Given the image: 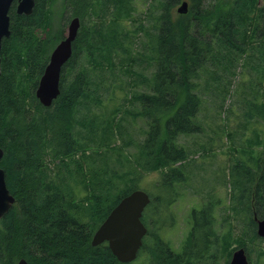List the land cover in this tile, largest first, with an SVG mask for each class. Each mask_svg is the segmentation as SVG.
<instances>
[{
    "label": "trees",
    "instance_id": "16d2710c",
    "mask_svg": "<svg viewBox=\"0 0 264 264\" xmlns=\"http://www.w3.org/2000/svg\"><path fill=\"white\" fill-rule=\"evenodd\" d=\"M156 1L159 15L151 37L155 70L143 80L149 93L131 96L140 104L138 115L144 118L146 132L136 145L134 166L122 176L101 156L105 144L114 145L108 138L114 135L112 123L102 126L94 116L80 112L100 104L98 88L91 87L93 70L130 65L132 35L125 27L133 0H34L28 16L18 15L15 3L10 7V35L0 50V168L15 203L0 219V264L20 259L28 264H123L106 243L93 247L91 239L112 208L137 189L132 178L136 171L161 172L158 185L170 195L165 206L172 203L174 184L186 180L183 164L189 151L178 138L202 131L196 120L202 105L199 71L206 64L233 67L246 50L260 51L264 0ZM183 1L188 12L174 17ZM56 3L61 13L55 22ZM74 17L80 28L61 70L60 93L46 108L35 98V90L51 51ZM254 117L264 121V102L251 104L247 118ZM82 137L100 150L86 154ZM258 143L260 150L229 165L228 172V210L246 216L251 228L246 239H238L234 248L222 240L213 228L215 204L207 201L192 210L189 238L183 250L175 252L153 228L164 206L162 198L149 196L141 217L147 232L138 260L129 264H218L223 257L228 264L236 248H244L250 262V244L262 240L253 216L264 219V140ZM96 158L102 168L95 165ZM121 181L123 187L118 186ZM75 185L87 196L79 203Z\"/></svg>",
    "mask_w": 264,
    "mask_h": 264
},
{
    "label": "rangeland",
    "instance_id": "374dc122",
    "mask_svg": "<svg viewBox=\"0 0 264 264\" xmlns=\"http://www.w3.org/2000/svg\"><path fill=\"white\" fill-rule=\"evenodd\" d=\"M156 4V0H133V12L125 27L132 35V43L129 45L130 65L115 67L113 70H93L91 87L98 88L100 104L91 107L88 112H80V115L94 116L99 123L102 122V126L112 123L114 135L108 138L114 145L105 144L101 148V156L106 158V165L117 176L125 175L134 166L136 145L145 137L146 124L144 118L138 115L140 104L131 96L149 93L148 82L143 80H149L155 70L151 37L159 15ZM179 5L173 11L174 17L178 15L176 9ZM52 8L56 22L61 8L59 3ZM261 38L260 51L257 53L246 50L245 55L238 57L235 66L206 64L199 71L198 93L202 105L196 120L202 131L178 138V143L189 151V157L183 164L186 180L174 184L172 203L165 206L170 195L167 189L158 185L161 172L138 170L132 177L136 180L137 189L150 197L161 196V204L164 206L160 216H156L153 228L157 230L160 239L168 242L175 252L180 253L189 238L193 223L192 210H199L207 201L215 204L212 216L215 232L221 235L222 240L226 238L232 248L236 246L238 239H246L250 233L246 216L228 210V172L229 165L237 160H247L251 152L260 150L258 142L264 140V121L258 117L250 120L247 118L252 103L264 102V37ZM80 139L86 154L100 150L101 146L89 147L86 138ZM81 155L79 152L78 156ZM95 165L102 168L101 160L96 158ZM123 181L118 186L123 187ZM73 189L77 203L87 197L81 186L75 185ZM249 247L252 250L249 264H264V254L261 255L264 252V238L253 242ZM136 260L138 259L133 262ZM225 260V257L220 258L217 263L225 264Z\"/></svg>",
    "mask_w": 264,
    "mask_h": 264
},
{
    "label": "water",
    "instance_id": "95a60500",
    "mask_svg": "<svg viewBox=\"0 0 264 264\" xmlns=\"http://www.w3.org/2000/svg\"><path fill=\"white\" fill-rule=\"evenodd\" d=\"M16 3L15 11L18 15L28 16L32 13L34 0H0V50L4 38L10 35L9 10ZM176 12L185 15L188 12V3H180ZM80 28L79 18H72L66 33L50 53L48 63L41 75L35 90V98L43 107H50L60 93V75L65 63L71 56L72 44ZM3 150L0 148V160ZM15 198L10 194L6 185L5 172L0 168V219L12 208ZM150 203V197L144 191L133 190L124 196L108 213L105 220L94 232L91 245L97 247L106 243L111 254L123 264L132 263L142 246V240L147 229L141 221L145 208ZM256 223V234L264 238V219L253 216ZM17 264H28L25 259H20ZM228 264H249L244 248H236L231 252Z\"/></svg>",
    "mask_w": 264,
    "mask_h": 264
},
{
    "label": "flooded vegetation",
    "instance_id": "af4514ba",
    "mask_svg": "<svg viewBox=\"0 0 264 264\" xmlns=\"http://www.w3.org/2000/svg\"><path fill=\"white\" fill-rule=\"evenodd\" d=\"M15 7H16V3H15Z\"/></svg>",
    "mask_w": 264,
    "mask_h": 264
}]
</instances>
